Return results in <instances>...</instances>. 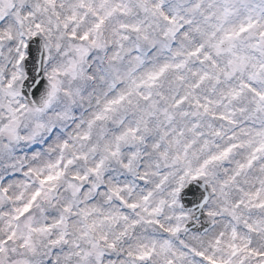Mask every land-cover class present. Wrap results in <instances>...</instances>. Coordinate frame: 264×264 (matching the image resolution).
Wrapping results in <instances>:
<instances>
[{
  "label": "snow or ice",
  "instance_id": "snow-or-ice-1",
  "mask_svg": "<svg viewBox=\"0 0 264 264\" xmlns=\"http://www.w3.org/2000/svg\"><path fill=\"white\" fill-rule=\"evenodd\" d=\"M0 264H264V0H0Z\"/></svg>",
  "mask_w": 264,
  "mask_h": 264
}]
</instances>
